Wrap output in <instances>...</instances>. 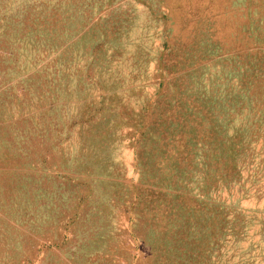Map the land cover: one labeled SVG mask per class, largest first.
Masks as SVG:
<instances>
[{
  "label": "rangeland",
  "instance_id": "obj_1",
  "mask_svg": "<svg viewBox=\"0 0 264 264\" xmlns=\"http://www.w3.org/2000/svg\"><path fill=\"white\" fill-rule=\"evenodd\" d=\"M0 264H264V0H0Z\"/></svg>",
  "mask_w": 264,
  "mask_h": 264
}]
</instances>
